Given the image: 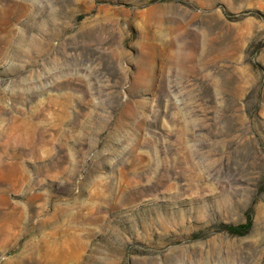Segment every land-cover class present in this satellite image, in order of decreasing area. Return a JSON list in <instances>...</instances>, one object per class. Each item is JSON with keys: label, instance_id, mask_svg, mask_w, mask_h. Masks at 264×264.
<instances>
[{"label": "rangeland", "instance_id": "obj_1", "mask_svg": "<svg viewBox=\"0 0 264 264\" xmlns=\"http://www.w3.org/2000/svg\"><path fill=\"white\" fill-rule=\"evenodd\" d=\"M0 264H264V0H0Z\"/></svg>", "mask_w": 264, "mask_h": 264}, {"label": "trees", "instance_id": "obj_2", "mask_svg": "<svg viewBox=\"0 0 264 264\" xmlns=\"http://www.w3.org/2000/svg\"><path fill=\"white\" fill-rule=\"evenodd\" d=\"M251 224L250 218H247L246 222L237 224V225H232L228 224L225 225L226 229L228 230L229 233L233 235H242L247 232Z\"/></svg>", "mask_w": 264, "mask_h": 264}]
</instances>
